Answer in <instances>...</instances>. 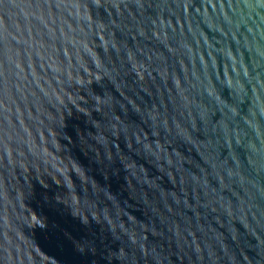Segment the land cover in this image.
I'll use <instances>...</instances> for the list:
<instances>
[{"label":"water","instance_id":"1","mask_svg":"<svg viewBox=\"0 0 264 264\" xmlns=\"http://www.w3.org/2000/svg\"><path fill=\"white\" fill-rule=\"evenodd\" d=\"M0 264H264V0H0Z\"/></svg>","mask_w":264,"mask_h":264}]
</instances>
